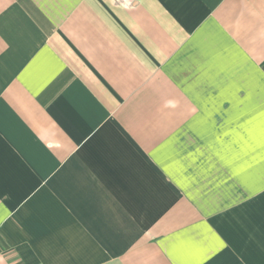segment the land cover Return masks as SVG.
<instances>
[{"label": "crops", "instance_id": "obj_1", "mask_svg": "<svg viewBox=\"0 0 264 264\" xmlns=\"http://www.w3.org/2000/svg\"><path fill=\"white\" fill-rule=\"evenodd\" d=\"M0 264H264V0H0Z\"/></svg>", "mask_w": 264, "mask_h": 264}]
</instances>
